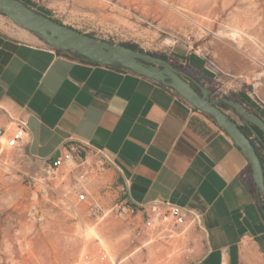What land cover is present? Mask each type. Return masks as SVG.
<instances>
[{"label": "crops", "instance_id": "crops-1", "mask_svg": "<svg viewBox=\"0 0 264 264\" xmlns=\"http://www.w3.org/2000/svg\"><path fill=\"white\" fill-rule=\"evenodd\" d=\"M23 1L84 34L126 30L122 1ZM0 19V125H12L8 115L26 121L24 151L41 171L65 141H82L120 172L135 208L170 204L200 215L193 264H264V217L250 166L214 120L149 78L54 50ZM233 92L264 119V79L254 94Z\"/></svg>", "mask_w": 264, "mask_h": 264}, {"label": "rangeland", "instance_id": "rangeland-1", "mask_svg": "<svg viewBox=\"0 0 264 264\" xmlns=\"http://www.w3.org/2000/svg\"><path fill=\"white\" fill-rule=\"evenodd\" d=\"M105 1L109 6L122 1L126 30L97 39L180 64L191 56L190 64L210 75L196 76L216 97L237 93L238 87L254 94L264 79V0ZM77 183L87 191L85 202L69 193ZM143 221L128 200L124 178L100 153H87L86 160L54 176L25 151H0V264H193L198 259L199 228L167 223L147 229Z\"/></svg>", "mask_w": 264, "mask_h": 264}, {"label": "water", "instance_id": "water-1", "mask_svg": "<svg viewBox=\"0 0 264 264\" xmlns=\"http://www.w3.org/2000/svg\"><path fill=\"white\" fill-rule=\"evenodd\" d=\"M0 13L17 27L33 33L54 50L74 52L91 62L119 67L149 78L174 91L201 113L212 117L247 159L258 194L257 203L264 217L263 168L253 143L256 139L264 147L263 118L250 113L239 101L226 96L214 97L210 89L157 55L81 33L53 18L37 13L21 0H0ZM226 106L236 118L223 108ZM241 126H245L253 137H248Z\"/></svg>", "mask_w": 264, "mask_h": 264}, {"label": "built area", "instance_id": "built-area-1", "mask_svg": "<svg viewBox=\"0 0 264 264\" xmlns=\"http://www.w3.org/2000/svg\"><path fill=\"white\" fill-rule=\"evenodd\" d=\"M187 43L191 41V37H186ZM185 65V63H181ZM12 125H0V151L2 150H17L24 151L28 143L27 124L22 118H13L8 115ZM100 151H88V145L82 141L67 140L62 145L60 155L55 159H51L44 165L46 174L54 176L59 171L67 168L70 165L80 163L87 159V153ZM263 158H264V152ZM70 195L76 202L81 203L87 200V191L80 185L75 184L69 190ZM137 209V208H136ZM143 216V224L147 229H153L164 224L172 223L173 227L196 226L201 229L200 215L176 205L166 204L165 207L158 203L150 207L141 206L138 209Z\"/></svg>", "mask_w": 264, "mask_h": 264}, {"label": "trees", "instance_id": "trees-1", "mask_svg": "<svg viewBox=\"0 0 264 264\" xmlns=\"http://www.w3.org/2000/svg\"><path fill=\"white\" fill-rule=\"evenodd\" d=\"M21 1H23V0H21ZM24 2V1H23ZM27 6H29L26 2H24ZM30 7V6H29ZM37 13H41V14H43V15H45L46 17H50V16H48L46 13H43L42 11H37V10H35ZM50 18H52V17H50ZM57 21V20H56ZM92 36V35H91ZM123 45H126V46H128V47H130V48H132V49H134V50H137V48L136 47H134V46H130V45H128V44H123ZM57 51H59V50H57ZM137 51H141V50H137ZM142 52V51H141ZM71 53H73L74 55H76L77 57H79V58H81V59H83V60H86V61H88V62H91V61H89V60H87V59H85V58H83V57H81V56H79V55H77L76 53H74V52H71ZM155 55V54H154ZM159 57H161V58H163V59H165V60H167V61H169L174 67H176L177 69H179V70H182V71H184V72H186L187 74H189V75H191V76H196L197 74H201V75H204L205 73L202 71V70H200V69H196L194 66H192L191 64H190V61H189V59H187L186 61H187V63L185 64V65H181L180 63H179V61H178V59H173V58H170V57H167V56H165V55H158ZM191 57V56H190ZM189 57V58H190ZM91 63H94V62H91ZM95 64H98V63H95ZM124 70H126V69H124ZM126 71H128V70H126ZM130 72V71H129ZM205 76V75H204ZM227 98H229V99H232V100H234V101H239V102H241V103H243L246 107H247V109H248V111L250 112V113H254V114H257V115H259L261 118H263V116H262V114H260L259 112H257L256 110H254L253 109V107L252 106H250V105H248L247 103H246V101L241 97V93H231V94H229L228 96H226ZM225 110H231L229 107H223ZM232 111V110H231ZM206 116H208V117H210L209 115H207V114H205ZM212 120H214L212 117H210ZM242 128V127H241ZM242 130H243V128H242ZM244 131V130H243ZM258 131V133L259 134H261V132L259 131V130H257ZM245 132V131H244ZM246 134H247V136L248 137H253V135H252V133L249 131L248 133L247 132H245ZM254 142V146H255V149H256V152H257V154H258V156H259V158H260V161H261V164H262V168H263V177H264V158H263V153L262 152H264V147L256 140V139H254L253 140ZM250 166V165H249ZM255 186V185H254Z\"/></svg>", "mask_w": 264, "mask_h": 264}, {"label": "flooded vegetation", "instance_id": "flooded-vegetation-1", "mask_svg": "<svg viewBox=\"0 0 264 264\" xmlns=\"http://www.w3.org/2000/svg\"><path fill=\"white\" fill-rule=\"evenodd\" d=\"M158 56V55H157ZM195 80H197L199 83H202V81L197 76H192ZM209 89V88H208ZM211 90V89H210ZM212 91V90H211ZM213 92V91H212ZM214 94V92H213ZM214 96V95H213ZM216 97V96H214ZM245 132H249V130L245 126H241Z\"/></svg>", "mask_w": 264, "mask_h": 264}, {"label": "bare ground", "instance_id": "bare-ground-1", "mask_svg": "<svg viewBox=\"0 0 264 264\" xmlns=\"http://www.w3.org/2000/svg\"><path fill=\"white\" fill-rule=\"evenodd\" d=\"M89 232H90V234H92V233H93V230L90 229ZM84 234L87 235L88 233L86 232V233H84ZM178 237H179V236H178ZM97 239H98V238H97Z\"/></svg>", "mask_w": 264, "mask_h": 264}]
</instances>
